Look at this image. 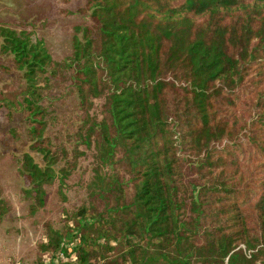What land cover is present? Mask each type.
I'll return each mask as SVG.
<instances>
[{"label":"trees","instance_id":"obj_1","mask_svg":"<svg viewBox=\"0 0 264 264\" xmlns=\"http://www.w3.org/2000/svg\"><path fill=\"white\" fill-rule=\"evenodd\" d=\"M79 11L63 61L0 27L41 160L21 158L25 193L41 204L80 144L95 152L78 226L49 228L40 250L74 253L65 264H105L116 246L120 264H264V0H85ZM64 92L77 99L73 152L47 133Z\"/></svg>","mask_w":264,"mask_h":264},{"label":"rangeland","instance_id":"obj_2","mask_svg":"<svg viewBox=\"0 0 264 264\" xmlns=\"http://www.w3.org/2000/svg\"><path fill=\"white\" fill-rule=\"evenodd\" d=\"M84 5L85 0H0V27L42 40L52 58L63 61L72 51L75 26L86 23L85 13L79 11ZM24 87L22 72L15 68L12 56L0 54V264H43V257H56L58 249L51 253L40 250L46 232L52 228L66 235L75 229L79 224L77 211L88 206L92 190L95 152L80 144V155L69 175L63 183L56 178L44 186L41 204L32 194L25 193L27 186L19 173L21 158L28 152L35 161L41 160L29 149L27 124L18 110L17 100ZM52 94L57 96L59 92ZM60 95L51 106L56 118L47 133L59 135L71 151L79 144L77 99L70 92ZM101 104V98L94 99L91 113L98 116ZM262 168L257 169L258 176ZM259 185L251 184L252 188ZM119 254L120 247L116 246L103 261L120 264ZM73 259L74 253L64 251L63 257H56L52 264Z\"/></svg>","mask_w":264,"mask_h":264},{"label":"built area","instance_id":"obj_3","mask_svg":"<svg viewBox=\"0 0 264 264\" xmlns=\"http://www.w3.org/2000/svg\"><path fill=\"white\" fill-rule=\"evenodd\" d=\"M58 254H57V256L56 257H63V252H64V250L60 247V248H58ZM49 256V255H48ZM55 256H50L49 258L48 257H43V259H42V261H43V264H52L53 263V261L55 260V258H56Z\"/></svg>","mask_w":264,"mask_h":264}]
</instances>
